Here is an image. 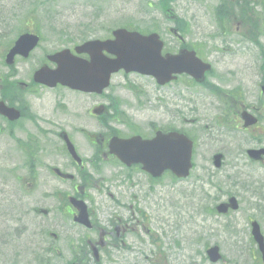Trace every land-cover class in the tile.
I'll use <instances>...</instances> for the list:
<instances>
[{
    "label": "rangeland",
    "instance_id": "obj_1",
    "mask_svg": "<svg viewBox=\"0 0 264 264\" xmlns=\"http://www.w3.org/2000/svg\"><path fill=\"white\" fill-rule=\"evenodd\" d=\"M162 1L0 0V84H4L0 97L24 112L14 126L0 118V264H70L81 246L99 240V235L72 223L66 203L70 196L78 195L103 226L113 216L127 222L130 218L125 240L138 252L122 251L117 259L113 253L109 264H211L205 250L214 245L222 256L216 264H256L249 224L256 221L264 236V165L250 162L245 152L264 146V96L258 90L264 60L257 48L259 45L264 51V0H238L242 9L254 3L250 16H255L253 30L259 42L255 44L253 38L247 44L235 39L240 37L235 35L233 17L219 15L228 11L239 16L240 9L233 14L234 7L228 6L218 13L212 1L173 0L167 12ZM171 15L178 19L187 45L213 63L219 83L225 88H244L245 104L263 114L260 128L243 131L239 123L214 119V107L221 106L205 102L198 88L185 84L159 87L135 74L112 76L101 96L31 86L33 72L47 55L85 41L107 39L118 28L155 32L168 49L176 50L177 43L169 33L174 26L168 20ZM222 26H228L227 32L221 31ZM23 31L37 33L41 42L27 60L16 59L11 70L3 57L8 44ZM243 31L250 34L251 27L245 25ZM5 75L9 83L3 80ZM21 83L31 87L24 91ZM181 96L184 102H178ZM101 105L106 107L102 115L92 116L91 111ZM107 110L109 114L104 115ZM107 116L109 122L103 125L100 118ZM184 118L194 123H184ZM152 126L162 131L184 130L195 140L189 179L177 182L166 175L152 184L136 171L126 178L128 174L113 160L104 161L103 152L80 132L96 135L94 145L100 146L107 132L151 137ZM63 133L85 162L84 172L73 167L65 155ZM217 153L225 158L219 170L211 160ZM96 155L103 162L90 164ZM54 168L73 175L74 181H60L51 173ZM85 175L90 177L89 183L84 182ZM229 195L238 200V212L214 216L211 208ZM136 209L145 220L133 215ZM105 261L102 257L101 264H108Z\"/></svg>",
    "mask_w": 264,
    "mask_h": 264
},
{
    "label": "water",
    "instance_id": "obj_2",
    "mask_svg": "<svg viewBox=\"0 0 264 264\" xmlns=\"http://www.w3.org/2000/svg\"><path fill=\"white\" fill-rule=\"evenodd\" d=\"M113 42H88L78 47V54H88L90 62L77 60L69 55L68 51L49 57L48 59L57 65L54 71L46 67L41 68L34 74V81L50 88L57 83L74 90L100 94L108 86L112 73L124 69L126 73L136 72L141 75L154 77L159 84L169 82L172 74L185 73L193 77L196 82L203 80V75L209 71V66L203 64L195 57L193 52L180 51L177 56H161L162 43L157 35L142 37L137 33H128L125 30L113 32ZM38 43V37L23 35L14 43L13 48L5 58L7 65H12L14 57L20 55L28 56ZM113 55L115 59L109 60L102 52ZM0 114L11 121L19 118L18 112L8 109L0 103ZM245 127L255 123L249 116H243ZM70 153L74 151L69 146ZM109 153L115 156L121 163L130 166L141 164L142 170L152 177H160L163 172L170 171L176 178H186L191 169L192 143L182 135L170 133L163 135L157 133L151 141H141L140 138H132L127 141L111 139L109 142ZM261 151H249L251 158L257 159ZM221 156H216L214 163L220 166ZM76 208H81V213L74 220L86 227L89 226L85 208L81 203L71 201ZM237 210L238 206L234 199L229 205H221L217 208L218 213H226L227 208ZM252 236L258 245L264 261V244L258 226L252 224ZM212 263H216L220 256L218 249L213 248L207 252Z\"/></svg>",
    "mask_w": 264,
    "mask_h": 264
},
{
    "label": "flooded vegetation",
    "instance_id": "obj_3",
    "mask_svg": "<svg viewBox=\"0 0 264 264\" xmlns=\"http://www.w3.org/2000/svg\"><path fill=\"white\" fill-rule=\"evenodd\" d=\"M208 1H212L215 2L217 5V12H221L223 7H228V6H233L236 12H239V16H232V13L228 12V11H223L221 13H219V15H224V16H230L233 17V20H231L234 23L235 26V35L239 36V38H235L237 40H240L242 43L247 44L250 41H252V38L254 37V30H253V23L255 21V16L251 17L250 15L253 14L254 10H253V1L251 3L246 4L245 7H243L247 12H246V18L242 17L243 15H245V13L243 12L244 9L239 8V4L238 0H206ZM242 17V18H241ZM228 19V17H226ZM246 26H250L251 27V32L250 34L245 35L244 33V28ZM228 27V26H227ZM226 30L224 29L223 33H225ZM229 32H231L229 30ZM173 40H175L177 42L178 45H180L181 43L179 42L177 36H175L173 38ZM74 49V48H73ZM73 49H70L71 51H73ZM178 49H180L178 47ZM202 61L210 63L212 66V70H214V65L213 63L210 62L209 59H205L203 58L201 55L198 56ZM82 58L86 59V56H82ZM172 84H189V79L185 78V77H178L176 79V81H174ZM197 87L200 88V93L201 95L206 99L207 102L210 103H215L217 104V106H221V109H216L214 107V109L216 110V114H214V119H218L222 122H226V123H239L241 124V117H242V113L243 112H247L249 115L255 117L256 119H258V124L254 127H250L249 129L243 130V131H255L258 128H260L259 126L261 125L260 122L263 119V114H259L255 111V109H250L247 104H245V102L243 101V97H244V93H243V89H241L240 87H236V88H225L226 86H223L219 83L218 79L214 76V71H212L210 74L205 75V79L204 82L201 85H196ZM264 87V74L262 76V79L259 83L258 86V90H259V94L263 97L264 95L261 94V90ZM188 88V86H187ZM28 86L23 87V90L26 91L28 90ZM174 100H177V97L175 96V94L172 95ZM178 102H181L180 100H178ZM103 111L106 109L105 106H103ZM186 108V107H185ZM109 109V107L107 108ZM261 109H264V106L261 104ZM109 114V110L104 112V115H108ZM107 120H109V116L106 117ZM184 123H186V119H183ZM151 132L154 135V132L156 130H158V128L156 127H151L150 128ZM179 130V129H178ZM183 134L184 133L183 130H180ZM139 135L142 139L144 140H148L151 139L152 136L150 137V135H144V134H136ZM188 135V134H186ZM87 140H89V143L93 146L94 145V140L93 139H89L88 135H85ZM127 138V137H126ZM101 144L104 146L106 144H104V140L101 139ZM264 146L258 147V148H254V149H261ZM110 158V157H108ZM107 158V160H108ZM83 161L80 165H77L75 163L72 162V166H78V167H82ZM262 164H264V161H262ZM122 170H124L126 173L127 172H132V171H136L139 173H142V171L140 170V166H135V168L132 167V169L130 171L125 170L123 167H121ZM74 191H77L76 188H74ZM73 212H75L73 210ZM125 225H123L121 223V220L118 222V224H112L110 226V228H112L114 231H110V232H105V237L108 239V241L105 239V243H101L102 247V251H104V257L107 259V255L109 256V253L107 250V246H109L110 248L113 249H117L118 244L113 242L110 238L111 237H116L119 238L121 236L120 233H123L125 231ZM95 228V225H94ZM120 232V233H119ZM122 243V242H121ZM99 246H101L100 244H98ZM108 247V248H109Z\"/></svg>",
    "mask_w": 264,
    "mask_h": 264
},
{
    "label": "trees",
    "instance_id": "obj_4",
    "mask_svg": "<svg viewBox=\"0 0 264 264\" xmlns=\"http://www.w3.org/2000/svg\"><path fill=\"white\" fill-rule=\"evenodd\" d=\"M165 6H163L162 8L164 9Z\"/></svg>",
    "mask_w": 264,
    "mask_h": 264
}]
</instances>
